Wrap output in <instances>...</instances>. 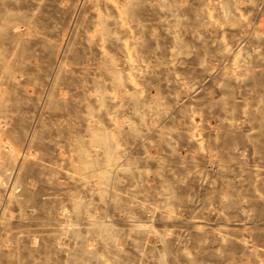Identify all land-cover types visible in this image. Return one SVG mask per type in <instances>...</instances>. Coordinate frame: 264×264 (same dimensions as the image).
<instances>
[{
	"label": "rangeland",
	"instance_id": "374dc122",
	"mask_svg": "<svg viewBox=\"0 0 264 264\" xmlns=\"http://www.w3.org/2000/svg\"><path fill=\"white\" fill-rule=\"evenodd\" d=\"M0 264H264V0H0Z\"/></svg>",
	"mask_w": 264,
	"mask_h": 264
}]
</instances>
